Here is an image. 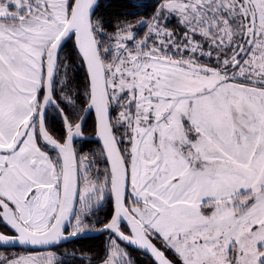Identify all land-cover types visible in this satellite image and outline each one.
<instances>
[{
  "label": "snow or ice",
  "instance_id": "6c2138e0",
  "mask_svg": "<svg viewBox=\"0 0 264 264\" xmlns=\"http://www.w3.org/2000/svg\"><path fill=\"white\" fill-rule=\"evenodd\" d=\"M0 264H264V0H0Z\"/></svg>",
  "mask_w": 264,
  "mask_h": 264
}]
</instances>
